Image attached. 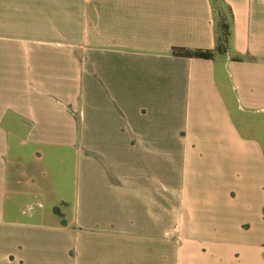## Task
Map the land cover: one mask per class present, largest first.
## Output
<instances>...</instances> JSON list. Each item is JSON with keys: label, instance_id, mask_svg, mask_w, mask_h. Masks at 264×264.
I'll return each instance as SVG.
<instances>
[{"label": "crops", "instance_id": "crops-1", "mask_svg": "<svg viewBox=\"0 0 264 264\" xmlns=\"http://www.w3.org/2000/svg\"><path fill=\"white\" fill-rule=\"evenodd\" d=\"M0 264H264V0H0Z\"/></svg>", "mask_w": 264, "mask_h": 264}, {"label": "trees", "instance_id": "trees-1", "mask_svg": "<svg viewBox=\"0 0 264 264\" xmlns=\"http://www.w3.org/2000/svg\"><path fill=\"white\" fill-rule=\"evenodd\" d=\"M217 30L218 47L216 51L220 54H225L228 51L229 44V23L225 21V19H220V21L217 23ZM172 55L184 58H200L206 60H213L215 56V51L204 49L192 50L188 48L174 47L172 48ZM55 213L61 216L60 210L58 208L55 209ZM63 224H66V222L63 221Z\"/></svg>", "mask_w": 264, "mask_h": 264}, {"label": "rangeland", "instance_id": "rangeland-1", "mask_svg": "<svg viewBox=\"0 0 264 264\" xmlns=\"http://www.w3.org/2000/svg\"><path fill=\"white\" fill-rule=\"evenodd\" d=\"M213 6L216 24L220 21V19H225V21L229 23L230 13L228 11V8L223 5L220 1H215Z\"/></svg>", "mask_w": 264, "mask_h": 264}]
</instances>
